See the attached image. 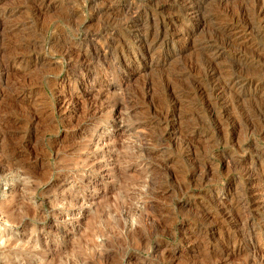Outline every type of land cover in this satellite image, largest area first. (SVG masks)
<instances>
[{
    "label": "rangeland",
    "instance_id": "rangeland-1",
    "mask_svg": "<svg viewBox=\"0 0 264 264\" xmlns=\"http://www.w3.org/2000/svg\"><path fill=\"white\" fill-rule=\"evenodd\" d=\"M262 18L0 0V264H264Z\"/></svg>",
    "mask_w": 264,
    "mask_h": 264
},
{
    "label": "bare ground",
    "instance_id": "bare-ground-1",
    "mask_svg": "<svg viewBox=\"0 0 264 264\" xmlns=\"http://www.w3.org/2000/svg\"><path fill=\"white\" fill-rule=\"evenodd\" d=\"M187 2H188V0H187ZM197 4V3H196ZM192 5V4H191ZM191 7V6H190ZM238 12V11H237ZM205 13V12H204ZM235 13V12H234ZM235 15V14H234ZM241 16V15H240ZM242 16H243V14H242ZM236 17H238V15L236 16ZM239 18V17H238ZM243 18V17H242ZM250 18V17H249ZM251 19V18H250ZM263 19V18H262ZM238 20V19H237ZM240 20V19H239ZM244 20V19H243ZM242 20V21H243ZM261 20V19H260ZM255 21V20H254ZM244 24H246V26H243V27H251V29L254 31L255 30V27H252V24H250L251 22H249V24L248 23H245V21L243 22ZM243 23H241V24H243ZM237 24V23H236ZM243 24V25H244ZM260 24V25H259ZM258 25H259V27H256V28H258L257 30H256V32L257 33H259L260 35H261V37L262 38H264V19L261 21V23H259ZM254 25V24H253ZM255 26H257V25H255ZM248 27V28H249ZM229 28H227L226 30L228 31V33H229V35H230V32H232L231 31V29H229ZM253 31H250V32H253ZM225 32V31H224ZM222 33V32H221ZM227 34V33H226ZM220 35V34H219ZM222 35V34H221ZM224 35V34H223ZM254 35V34H253ZM226 37V36H225ZM227 37H229V36H227ZM227 39V38H226ZM226 39H225V41H226ZM264 40V39H263ZM224 41V42H225ZM228 41H231V40H228ZM233 42V41H232ZM227 43V42H226ZM230 42H228V44H229ZM224 44V43H223ZM230 44H232V43H230ZM235 44V43H234ZM225 46V45H224ZM225 48V47H224ZM221 53V52H220ZM219 54V53H218ZM219 56V55H218ZM221 56V55H220ZM214 62V61H213ZM217 64L218 63H216L215 65L217 66ZM215 66V67H216ZM214 67V68H215ZM210 70V69H209ZM218 71H219V69H217ZM211 72H212V70H211ZM214 72V71H213ZM213 72H212V74H213ZM220 72V71H219ZM218 72V73H219ZM239 72V71H238ZM221 74V73H220ZM233 74V73H232ZM237 74V73H236ZM215 75V74H214ZM239 75V74H238ZM231 76V75H230ZM233 76V75H232ZM229 79H230V77H229ZM229 79H227L228 81H229ZM224 80H226V79H224ZM241 79H240V77H237V79H234V81L233 80H230L229 82L227 81V82H225V83H222V84H224V85H222L223 86V89L224 90H227L228 91V93H230L231 95V97H232V94H237V93H241L242 92V87L244 86V84L242 83V81H240ZM221 85V84H220ZM215 86V85H214ZM221 86V87H222ZM220 87V88H221ZM245 87V86H244ZM213 88H215V87H213ZM217 88V87H216ZM218 89H219V87H218ZM244 89V88H243ZM219 91H222V90H219ZM218 91V92H219ZM216 92V91H215ZM224 92V91H223ZM221 93V92H220ZM225 93H227L226 91H225ZM224 93V94H225ZM234 95V97L236 96V98L237 97H239L240 95ZM227 95V94H226ZM211 97V96H210ZM222 97V96H221ZM234 97H232L233 99H234ZM224 98V97H223ZM237 99H239V98H237ZM264 101V100H263ZM234 102V101H233ZM215 104V103H214ZM232 104V103H231ZM230 104V105H231ZM236 104V103H235ZM238 106V105H237ZM215 111V110H214ZM225 111V110H224ZM261 113V112H260ZM221 116V115H220ZM1 239H2V234L0 233V241H1Z\"/></svg>",
    "mask_w": 264,
    "mask_h": 264
}]
</instances>
